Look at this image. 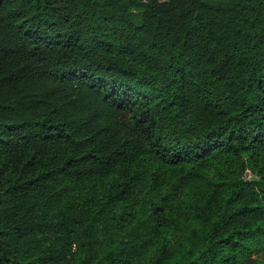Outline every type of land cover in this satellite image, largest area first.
Returning <instances> with one entry per match:
<instances>
[{
	"label": "trees",
	"instance_id": "1",
	"mask_svg": "<svg viewBox=\"0 0 264 264\" xmlns=\"http://www.w3.org/2000/svg\"><path fill=\"white\" fill-rule=\"evenodd\" d=\"M263 250L264 0H0V264Z\"/></svg>",
	"mask_w": 264,
	"mask_h": 264
},
{
	"label": "rangeland",
	"instance_id": "2",
	"mask_svg": "<svg viewBox=\"0 0 264 264\" xmlns=\"http://www.w3.org/2000/svg\"><path fill=\"white\" fill-rule=\"evenodd\" d=\"M247 175H248V177H250V176H252V175H254V174H251V173L248 171V172H247ZM259 257H261L262 259H264V250L260 252Z\"/></svg>",
	"mask_w": 264,
	"mask_h": 264
},
{
	"label": "water",
	"instance_id": "3",
	"mask_svg": "<svg viewBox=\"0 0 264 264\" xmlns=\"http://www.w3.org/2000/svg\"><path fill=\"white\" fill-rule=\"evenodd\" d=\"M246 174H247V172H246ZM246 179H248V180H257L258 178H256V176L254 174V175H252L250 177H247Z\"/></svg>",
	"mask_w": 264,
	"mask_h": 264
}]
</instances>
